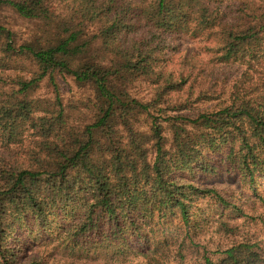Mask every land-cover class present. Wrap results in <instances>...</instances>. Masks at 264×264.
Wrapping results in <instances>:
<instances>
[{
	"label": "trees",
	"instance_id": "trees-1",
	"mask_svg": "<svg viewBox=\"0 0 264 264\" xmlns=\"http://www.w3.org/2000/svg\"><path fill=\"white\" fill-rule=\"evenodd\" d=\"M225 1L0 0V264H25L43 238L66 264L133 248L183 258L212 222L237 231L224 218L245 212L235 195L203 185L222 169L264 204V0H236L231 20ZM185 34L213 42L210 58L187 49L175 63ZM69 81L88 93L74 114ZM215 254L205 264H264V240Z\"/></svg>",
	"mask_w": 264,
	"mask_h": 264
},
{
	"label": "rangeland",
	"instance_id": "rangeland-1",
	"mask_svg": "<svg viewBox=\"0 0 264 264\" xmlns=\"http://www.w3.org/2000/svg\"><path fill=\"white\" fill-rule=\"evenodd\" d=\"M236 4V0H226L224 3L222 11L228 13L229 20L233 17L231 11L232 9L235 10ZM6 16L9 26L17 32L18 36L20 38L26 37L31 25L9 12H6ZM174 42L178 43L179 47L178 51L174 52L172 55L175 63L180 57L181 51L183 52L187 49L188 51H192L193 49L194 53H199L200 59L207 60V58H210V53L206 50V47L213 44V42L206 40L204 37L193 38L185 34L175 39ZM240 70H242V68L237 66L231 68L229 70L230 79L233 80V76ZM136 90L137 95L140 97L147 98L150 96V90L145 83L138 85ZM62 94L65 103L68 106V111H70L71 114H74L77 110H83V103L88 97L87 92L78 89L72 81H69L62 83ZM210 104L214 105L216 103L208 101L202 103L201 106L208 107ZM203 185L204 187L219 189L226 195H235L233 202L237 201L238 205L244 208L245 212L243 215H240L233 210H227L224 214V218L229 222L230 226H236L237 231L235 233L228 232L227 230L220 228L218 223L212 222L202 233H200V237H198V242L201 243V246L194 250L184 249L183 258L177 255L174 248L170 249L171 251L167 252L166 255H157V257L162 260V262H165V264H205V256L207 253L213 259H216L219 256L218 254H215L217 245H220L221 248H226L233 243L249 238H262L264 240L263 224L258 219L259 216L264 218V204L262 201H259L258 198L251 197V192L249 191V193H247L249 190L248 188H242L238 176L230 174L225 169H222L211 178L207 179ZM259 193L264 197V179L261 181ZM200 206L210 215L215 216V220H217V206L211 200H201ZM247 215L253 216L255 221H252ZM142 245L145 246V242L142 243ZM62 253H64V250L61 246L53 247L50 244L49 238H43L29 246V249L26 251L27 257L24 259V263L28 264L33 259L37 261L43 259L46 264H66L69 261L62 256ZM147 256L149 255H143V253L140 254L139 252L137 254L133 248L132 253L129 254L128 257H113L110 264H152ZM105 260L104 256H99L98 258H90L82 262H77V264H105Z\"/></svg>",
	"mask_w": 264,
	"mask_h": 264
}]
</instances>
